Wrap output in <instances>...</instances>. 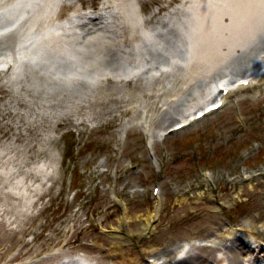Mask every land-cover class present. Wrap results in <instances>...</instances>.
<instances>
[{
    "label": "rangeland",
    "instance_id": "1",
    "mask_svg": "<svg viewBox=\"0 0 264 264\" xmlns=\"http://www.w3.org/2000/svg\"><path fill=\"white\" fill-rule=\"evenodd\" d=\"M223 3L217 10L232 14L229 1ZM153 7L154 3L149 4ZM214 14L207 19L218 13ZM257 55V49L251 51V56ZM26 66L13 73L0 72L5 82L0 83L1 263L77 264L78 259L68 255L83 252L85 242V246L95 242L104 249H123L115 260L129 263L135 258L141 264L149 258H169L163 263L169 264L175 259L173 251L186 243L188 253L211 256L209 264H219L222 258L226 264H244L248 245L243 242L251 236L245 233L239 237L241 243L229 245L219 240L218 233L228 223L255 224L260 228L256 235L264 237V175L242 178L244 171L256 173L264 168V85L233 93L225 106L183 131L162 137L158 132L163 123H153L157 155L153 161L141 125L145 113L125 112L106 126L113 112L123 106L109 98L94 104L97 116L86 120L80 134L81 123L77 126L67 118L74 116L67 114L70 103L55 99L47 105L43 100L49 93L59 98L54 91L65 90L67 83L56 80L50 86L46 74L35 76ZM23 70L29 72L27 79ZM18 79L30 81L45 93L19 103L28 95L17 88ZM88 83L69 92L88 98L92 96ZM109 87L116 92L129 89L118 81L104 89ZM190 92L188 96L200 93L192 87ZM186 95L181 93V107L188 101ZM166 106L163 117L168 109L171 113L182 109ZM207 167L213 175L203 180L201 170ZM154 184L162 190L159 199L152 193ZM157 202L156 227L143 236L139 221ZM64 233L75 235L76 240L75 249L61 254L63 259L37 255L38 251L47 253L52 240ZM26 239L32 240L23 244L31 248V255H14L17 250L11 248ZM170 249L172 253L166 252ZM90 250L98 253L96 246ZM104 251L97 264H112Z\"/></svg>",
    "mask_w": 264,
    "mask_h": 264
},
{
    "label": "bare ground",
    "instance_id": "2",
    "mask_svg": "<svg viewBox=\"0 0 264 264\" xmlns=\"http://www.w3.org/2000/svg\"><path fill=\"white\" fill-rule=\"evenodd\" d=\"M53 1L55 0H52V2ZM56 1V11L53 16L51 15L53 20L50 23L52 25H59L62 35L69 37L70 33V37L78 39L93 36L89 38L87 44L90 45L98 59L91 61V65L87 69L92 70L94 67L98 69L106 67L111 71H122L128 66L133 65L142 64L145 67L141 72V75L138 77H144L142 82L136 79L127 85L122 84L129 86V89L131 87L130 85H132V89H126V92L125 90L122 92H119L118 90V92H116L115 90H112V87H109L110 89L105 91L104 88L108 86V80L113 79L109 76L106 77V82L101 81L97 83L96 88L95 86L91 88L92 96L88 98H78L76 94L66 91L68 89H56L54 92H56L57 96H60L59 98H53L52 93H49L45 98H43L47 105L50 104V100L55 99L60 101L62 104L64 100H66V103H70L67 108V114L71 113L74 114V116H67V118L68 121L76 125L81 123L80 126L77 125L78 132L80 134L84 131L86 120H92L97 116L95 114L96 108L94 107V104L100 102L105 103L109 98H111L118 100L120 102L119 105L123 106L121 108H117V110L113 112L111 118L105 122L106 126H111L114 119L118 115L125 113V111H133L139 116H142L145 111L144 119L141 120V125L144 126L146 136H149L151 132L147 124L151 122L153 123L157 114L161 111L165 104L169 103V106L172 104V109L174 106H178L182 109L177 113H171L168 109V115L163 118V122L165 118L168 119V121L177 119L179 117L178 114L185 116L186 112L192 106L198 104L202 97H204L203 93L205 92V89L202 85H205V88H207L210 83L215 82L217 79L233 78L235 76L244 75V73H252L260 67L259 65L261 63H264V53H261L257 57L251 56V51L254 49H257V53L264 51V0H227L232 7V14L225 10H217L222 8L225 0H181L177 6L172 5L168 7L167 4L162 3L163 0H136V3H139L140 6L139 9L142 15L141 22L137 21L134 17L133 11L130 9V0H102V2L106 4L100 9H98L99 6L95 5L94 12L99 10L100 12H110L113 17V22H106L104 19V13L100 14V16L95 19L92 16L82 15L83 12H80L79 16L81 18L79 22L74 23L69 21V26L66 25L65 22L63 23L61 21V18L66 16L64 12L66 10L64 9L67 7L71 10H77L80 6L83 8L84 6L93 7L95 0ZM164 1L170 2L172 0ZM153 2H159L160 4L158 7L156 6L147 10L149 3ZM194 5L195 8L192 13L193 16H191L189 23L187 24L188 26H186L185 36L182 38L181 42H178L176 40L180 37V34L171 25V27L169 26L170 19L171 17H175L176 19L180 18V15L185 16L187 9L194 7ZM161 10L165 12L162 13ZM214 12L218 13L217 16H213L211 20L207 19L212 16V13L215 15ZM197 18L203 24L201 27L203 32L199 39L196 38V40L193 41L196 43L193 47V52H187V50L184 51L187 38H190L191 36V29H193V27L196 28L195 23ZM66 20L67 19H65V21ZM40 25H42L41 22ZM109 25H113L112 29L107 28ZM163 26H169V33L177 35H174V40H172L171 36L167 33L164 40L165 43L162 45L161 49H156L149 45L144 47L145 45H143L144 40L142 38L141 31L143 29L148 30V28H153V30L157 28L154 33L156 32L158 33V36H162L161 28ZM101 28L104 29L105 32L103 33V37L100 38L97 32ZM41 29L42 26H36L35 31L31 34L37 33ZM218 31L221 33V36H218V34H220ZM20 32L24 35L25 39H28L29 35L24 33V31ZM14 39L15 35L13 32L9 33V35H0V64H2L1 60L7 63L14 57V53L8 57L6 56L8 55L7 50L11 52L16 50L14 47ZM62 41L66 43L69 40L64 39ZM103 47L106 49V55L102 56L100 51ZM125 47L128 48L125 49ZM124 50L125 52L122 54L121 52ZM57 51H59V49H57ZM183 51L185 55L181 54ZM88 52L90 53L91 49L88 50ZM2 54L5 58H3ZM189 55H191L190 57L192 58L187 59V56ZM164 57L165 60H169L162 63L164 65L162 66L163 68H161V65L159 64L160 60L157 58ZM179 58H182V60L186 59L184 65L178 64L177 60ZM26 68H28V66H26ZM31 71H33L35 76L42 75L37 68H32ZM22 72L25 75V79H27V73L30 71L27 72L26 70H23ZM149 74H151V77H149L151 78L150 80L146 78ZM1 80L0 83H5L3 81L1 82ZM18 81L19 84L17 85V88L23 90V92L28 95L25 96L26 98L22 101H18L19 103H24L29 100L33 101L35 95L37 96L45 93L44 89L29 84L30 81L28 80L18 79ZM166 81H168L167 84ZM42 83L45 85V82ZM110 83L113 84V82ZM52 84L53 80L50 82L51 86ZM39 86H41V82ZM191 87L197 88L202 95L188 96V94L191 93ZM262 87L263 85L254 86L253 88ZM182 92L187 94L186 98L188 100L185 102V106L183 105V107H181V104L184 102L181 97ZM190 99H192V101H189ZM55 102L56 101L53 103ZM226 102L223 106L226 105ZM89 108L93 109V111H90ZM79 114H83L84 116L80 118L78 116ZM149 151L153 154L151 149ZM262 172L263 171L259 174ZM40 176H43L42 172ZM150 214L151 212L149 210L144 217L140 219L139 223L142 225V230L146 228ZM127 216L126 218L129 219L130 215ZM16 229H18V227H15L14 231ZM74 237L75 235L73 234L68 235L64 233L63 237L56 238L55 240L53 239L52 246L54 244L55 247L48 251L47 256H50L51 258L53 256L57 257L63 252L68 251L71 248V242ZM48 238L50 240L51 237ZM49 240H47L46 243H48ZM31 241L32 240H25V243ZM82 246L84 247L83 255L87 257V264H90L93 259L94 262L92 264H97V262L100 261L102 251L106 249H104V247L102 248L101 246H97L95 242L88 243L87 246ZM95 246L98 247V253H92L90 250V248ZM30 250V247L19 244L17 246V255L30 253ZM262 250L263 249L261 248V251ZM171 251L172 250L170 249L166 252L170 253ZM122 252L123 249L118 253L121 254ZM104 256H106L105 251ZM113 260L114 259H111L112 264H116V261L113 262ZM211 261L212 257L208 254L203 253L193 255L191 253H187L186 256L182 258L175 259L173 262L170 261L169 264H209ZM218 261L224 260L219 259ZM124 264H128V262ZM130 264L141 263L140 260L132 259L130 260Z\"/></svg>",
    "mask_w": 264,
    "mask_h": 264
}]
</instances>
